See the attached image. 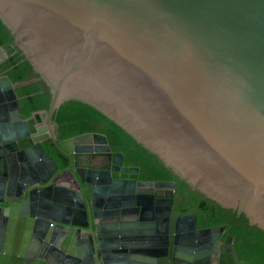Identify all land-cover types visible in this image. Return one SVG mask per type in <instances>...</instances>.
<instances>
[{"label":"water","instance_id":"water-1","mask_svg":"<svg viewBox=\"0 0 264 264\" xmlns=\"http://www.w3.org/2000/svg\"><path fill=\"white\" fill-rule=\"evenodd\" d=\"M0 21V64L20 51L50 93L24 118L0 71V264H243L107 134L46 143L85 102L264 231V0H0Z\"/></svg>","mask_w":264,"mask_h":264},{"label":"trees","instance_id":"trees-1","mask_svg":"<svg viewBox=\"0 0 264 264\" xmlns=\"http://www.w3.org/2000/svg\"><path fill=\"white\" fill-rule=\"evenodd\" d=\"M10 38L8 29L0 21V44ZM0 69L6 71L10 81L16 85L15 91L23 117L48 107L50 93L44 84L30 77L29 62L20 51L9 53L8 59L0 64ZM54 116L62 126L59 136L65 137L85 130L103 132L107 134L112 148L123 153L127 165L140 168L143 179L174 180L173 209L180 213H195L199 227L226 225L231 234L237 235L239 254L248 264L253 256L264 257V231L250 225L244 214L237 215L235 210L220 206L194 189L156 154L136 142L129 133L96 108L79 100H68L55 111Z\"/></svg>","mask_w":264,"mask_h":264},{"label":"flooded vegetation","instance_id":"flooded-vegetation-1","mask_svg":"<svg viewBox=\"0 0 264 264\" xmlns=\"http://www.w3.org/2000/svg\"><path fill=\"white\" fill-rule=\"evenodd\" d=\"M10 43H12V39L10 38L6 43H3V44H0V46H3V45H9ZM17 52H19V51H17ZM17 52H14V53H17ZM9 53H12V54H14L12 51H9L8 52V55H9ZM9 57V56H8ZM8 59V58H7ZM7 59H5V60H7ZM4 60V61H5ZM0 71L3 73V75H6V76H8L7 75V73H6V71H4V70H1L0 69ZM31 78H33V79H37V74H35L32 70H31V76H30ZM30 116V115H29ZM29 116H27V117H29ZM23 117V116H22ZM27 117H24V118H27ZM38 120V119H37ZM52 126H53V128H54V132H55V137H56V140H54V139H50V137H49V141H47V148L50 150V151H52L53 153H54V149H56L57 147H56V145H57V141H59V140H61L62 138H65V137H67V136H70V135H67V136H65V137H61V136H59V134H60V132L62 131V126L59 124V122H58V119H57V117L56 116H53L52 117ZM48 127V126H47ZM86 131V130H85ZM47 133H48V135L50 136V131H49V129L47 128ZM51 145H53V146H51ZM67 164H68V161H67ZM143 179V178H142ZM198 226V225H197ZM226 226V225H225ZM199 227V226H198ZM199 228H201V227H199ZM227 236H230V237H233V236H237V235H233V234H231L227 229H226V227H225V229H224V232H223V235L221 236V238H220V240H219V243H218V246L216 247V253L219 255L221 252H222V247L224 246V241H225V239H226V237ZM232 242L233 241H230V242H228L227 243V246H230L231 244H232ZM235 246H236V250H237V254H238V257H239V260H240V262H242L243 264H248L241 256H240V254H239V251H238V248H237V240H236V242H235ZM225 253H229V254H232V252L231 251H226ZM249 264H264V257L262 258L261 256H253V259H251V261H250V263Z\"/></svg>","mask_w":264,"mask_h":264}]
</instances>
